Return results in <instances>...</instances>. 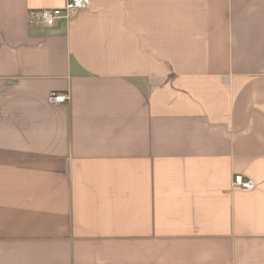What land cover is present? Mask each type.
<instances>
[{
	"label": "crops",
	"instance_id": "1",
	"mask_svg": "<svg viewBox=\"0 0 264 264\" xmlns=\"http://www.w3.org/2000/svg\"><path fill=\"white\" fill-rule=\"evenodd\" d=\"M66 3L0 0V264H264V0Z\"/></svg>",
	"mask_w": 264,
	"mask_h": 264
},
{
	"label": "built area",
	"instance_id": "2",
	"mask_svg": "<svg viewBox=\"0 0 264 264\" xmlns=\"http://www.w3.org/2000/svg\"><path fill=\"white\" fill-rule=\"evenodd\" d=\"M91 6V0H67L63 8L43 9L31 12V23H37L41 26L54 27L60 21H70L75 15L87 10ZM70 100L68 95L64 94H51L49 102L52 105L66 104ZM235 188L244 191H252L255 184L243 178L241 175H236L234 179Z\"/></svg>",
	"mask_w": 264,
	"mask_h": 264
}]
</instances>
